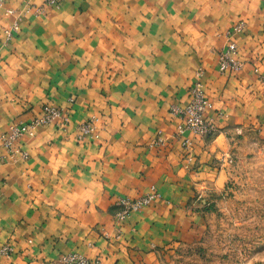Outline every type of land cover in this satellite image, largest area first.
I'll return each instance as SVG.
<instances>
[{"label": "crops", "instance_id": "0c3cea01", "mask_svg": "<svg viewBox=\"0 0 264 264\" xmlns=\"http://www.w3.org/2000/svg\"><path fill=\"white\" fill-rule=\"evenodd\" d=\"M28 5L43 0H5L16 14L0 10V133L49 106L70 125L23 137L26 160L0 151V249L13 251L0 264H54L71 253L153 264L188 223L192 178L204 186L214 175L220 130L264 119V0H64L42 15ZM241 20L247 28L230 38ZM15 21L20 31L5 44L3 29ZM230 41L244 63L239 73L218 68ZM199 68L213 105L206 118L219 135L186 133L184 149L170 109L189 103ZM91 117L93 137L79 140L76 128ZM159 137L166 144L152 146ZM152 186L163 199L122 223L120 241H108L117 199Z\"/></svg>", "mask_w": 264, "mask_h": 264}, {"label": "rangeland", "instance_id": "374dc122", "mask_svg": "<svg viewBox=\"0 0 264 264\" xmlns=\"http://www.w3.org/2000/svg\"><path fill=\"white\" fill-rule=\"evenodd\" d=\"M247 124L220 130L226 133L218 140L219 158L210 164L214 175L204 186L201 179L184 178L192 191L184 202L188 223L159 249L153 264H264V119ZM214 135L219 133L204 139ZM122 198L115 204L118 228L105 236L108 241L122 237Z\"/></svg>", "mask_w": 264, "mask_h": 264}, {"label": "built area", "instance_id": "2783aa9c", "mask_svg": "<svg viewBox=\"0 0 264 264\" xmlns=\"http://www.w3.org/2000/svg\"><path fill=\"white\" fill-rule=\"evenodd\" d=\"M64 0H43L42 7L28 5L27 11L34 12L35 15H42L46 8L59 9ZM0 10H4L6 15H15L16 11L5 8V0H0ZM247 28L244 20L239 21L229 32L228 36L242 34ZM20 31V24L15 21L7 28L3 29V41L9 44L15 35ZM244 63L238 57V45L235 41H230L226 49L218 57V68L221 73H239L243 69ZM258 72V70H256ZM204 71L200 69L196 74V79L189 92V103L184 106L173 105L170 109L171 114L178 118L180 123L176 130V138L181 141L184 149H189L191 139L186 138L185 134L190 133L194 138H206L214 131L213 124L206 118L207 112L212 109L213 105L208 99L203 83ZM264 80V79H263ZM95 117H91L84 123L80 124L77 129L79 140L93 137L95 133ZM70 125L69 120L64 116V111L58 107L49 106L43 110L40 117L29 123L18 122L10 128L0 133V151H3L8 161L26 160L29 155L21 146V139L25 136L36 137L40 129L49 126H58L66 130ZM166 144L162 137H159L152 146H164ZM161 199V195L155 186H152L149 193L137 199L122 198L117 205L121 210L117 214V221H126L131 214L141 212L145 208ZM108 237V234L106 233ZM12 249L6 245L0 249V255L4 257L12 256ZM54 264H101L99 260H92L78 253L61 255L55 260Z\"/></svg>", "mask_w": 264, "mask_h": 264}]
</instances>
